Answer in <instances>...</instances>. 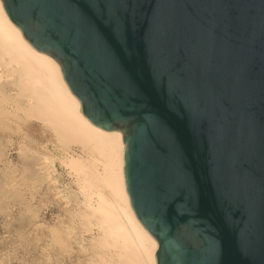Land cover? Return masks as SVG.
<instances>
[{"label": "water", "instance_id": "obj_1", "mask_svg": "<svg viewBox=\"0 0 264 264\" xmlns=\"http://www.w3.org/2000/svg\"><path fill=\"white\" fill-rule=\"evenodd\" d=\"M87 121L124 135L156 264H264V0H1Z\"/></svg>", "mask_w": 264, "mask_h": 264}, {"label": "bare ground", "instance_id": "obj_2", "mask_svg": "<svg viewBox=\"0 0 264 264\" xmlns=\"http://www.w3.org/2000/svg\"><path fill=\"white\" fill-rule=\"evenodd\" d=\"M58 174L67 176L71 191L59 188ZM55 195L73 201L66 226L49 230L50 256L45 255L55 264H63L67 254L72 262L80 259L71 246L73 232L80 253L87 250L93 264H156L154 241L127 192L123 132L86 120L61 66L30 47L0 0V211L7 197L21 205L15 216L18 243L26 246L39 209ZM49 262L34 257L32 264Z\"/></svg>", "mask_w": 264, "mask_h": 264}, {"label": "rangeland", "instance_id": "obj_3", "mask_svg": "<svg viewBox=\"0 0 264 264\" xmlns=\"http://www.w3.org/2000/svg\"><path fill=\"white\" fill-rule=\"evenodd\" d=\"M24 140L26 141V138H24ZM27 145L30 146V144ZM13 147L12 156L15 157L18 151L15 145ZM14 162H16V160ZM55 164L57 165V163ZM59 175L60 174H58L57 177L59 178V183H57L59 188H65L67 192L71 191L67 176L61 174V176L63 175V177H61ZM50 198L51 202L46 206H42L38 211V218L36 221V225L38 226L33 222L34 225L29 227L30 229H28L26 233V246L18 243V237L15 233L16 226L19 225L15 220V216L20 211L21 205L17 203L13 197H7L5 199V209L0 211V264H32L34 257H37L38 260L41 259L42 262L46 261V263L50 258L48 264H55L52 260L53 258L49 257V249L51 248L49 246V230L52 227L66 226L68 219L66 218L65 211L68 207L73 205V201L66 203L57 195ZM31 201L33 204L35 203V200ZM69 235L71 236V246L80 254V259L72 262L67 254L62 259L63 264H93V262L87 260L89 253L87 250H83L80 253L81 247H79V243L76 242L74 237L72 238L74 232ZM82 243L85 246L87 243L86 239L83 240ZM46 253L49 256H46Z\"/></svg>", "mask_w": 264, "mask_h": 264}]
</instances>
